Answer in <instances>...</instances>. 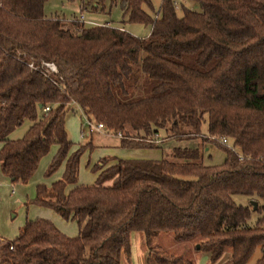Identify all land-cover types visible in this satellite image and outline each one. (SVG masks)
<instances>
[{
  "label": "trees",
  "instance_id": "16d2710c",
  "mask_svg": "<svg viewBox=\"0 0 264 264\" xmlns=\"http://www.w3.org/2000/svg\"><path fill=\"white\" fill-rule=\"evenodd\" d=\"M46 1L0 0V170L24 183L55 144L45 175L64 162L62 175L37 184L33 201L78 231L26 220L0 241V264H121L132 231L143 234L146 264L186 261L154 243L160 232L199 236L211 262L229 247L224 264H245L259 247L254 264H264V0H191L199 10L182 4L180 15L174 0L156 11L151 0H109L122 23L149 25L145 37L109 22L86 26L80 16L48 17ZM106 1L81 0L79 9L105 11ZM141 75L148 94L120 101ZM75 106L120 132L121 147L161 149L149 140L159 130L185 144L159 159L100 158L94 183L78 184L85 146L70 152L65 128ZM24 120L22 136L7 138ZM218 136L230 146L217 143L222 163L205 165L201 144ZM252 211L259 215L248 226Z\"/></svg>",
  "mask_w": 264,
  "mask_h": 264
},
{
  "label": "rangeland",
  "instance_id": "374dc122",
  "mask_svg": "<svg viewBox=\"0 0 264 264\" xmlns=\"http://www.w3.org/2000/svg\"><path fill=\"white\" fill-rule=\"evenodd\" d=\"M80 1L81 0H47L43 6V12L48 17L60 16L65 20L80 16L79 18L85 20L83 22L86 26L109 22L114 26H123L125 30L138 37H145L149 33V25L141 23H122V15L118 2L110 4L109 0H107L105 11H92L89 8L81 11L79 9ZM151 1L154 11H156L161 0ZM175 1H181L184 6L189 7L192 10H199L198 4L194 1ZM176 9L180 15L181 8L177 7ZM147 94L148 89L144 81V75H141L135 85L129 88L128 93L125 96L118 95V99L120 101H130ZM92 117L94 116L92 115ZM85 118V115H83V113L76 106L74 107L73 111L69 110L65 116V128L67 131V136L72 143L70 152L75 150L80 145L85 146L79 158L80 160L77 174V183L79 184L90 185L94 183L96 178L95 175H97L98 171L93 170V166L100 158H132L140 157L139 155L146 157H161L165 156V154L170 151L172 146L177 144H185L184 142L172 141L170 137L166 138V133L163 130H159L156 136L149 138L155 139L156 142H159V144L162 143L161 149L144 147H139L137 149L121 147L119 145L120 136H117L118 132L116 133L110 127H107L106 131L95 130L92 128V130L89 132L88 126H86L85 123ZM91 122L93 125L97 123V121L94 119H91ZM28 125L29 121L24 120L19 126L13 129L7 135V138L15 139L22 136ZM106 125L109 126L108 124ZM81 129L84 130L83 136L80 134ZM219 137L220 136L216 138L208 137V141L201 144V146L203 145V148L201 150L200 161L203 164L219 165L222 163L225 153L222 149L216 146L217 143L223 145V143L220 142ZM192 142L199 143V139L197 138V140H192ZM55 146V144L51 145L49 151L39 159L35 171L24 183L19 181L12 182L0 170V235L6 240H11L16 237L21 226L26 220H32L34 218L41 217V215H45L46 213L51 214L50 217L55 219V222H53L54 225L58 226L62 232L64 229V231L71 229V233H77L78 228L74 220H65L51 208L38 205L33 201L37 184L43 183L45 185H50V183L59 179L62 175L59 168L55 169L51 174L45 175L48 163L52 158L51 156H53L52 154L54 152ZM184 178H190V176H184ZM12 189L13 192H11ZM232 197L237 204L245 205L248 203V199L244 195H233ZM258 215L259 214L257 212L252 211L249 219L246 221V224L248 226H253ZM137 237L139 244L136 242ZM142 239V232L132 231L130 233V256L129 258L121 260V264H146L148 250ZM200 241L201 238L199 236L179 241L174 238V235L171 232H160L154 239V243L167 250V252L175 255H182V257L186 260L185 263L182 264L225 263L230 255L229 247L225 248L222 255L216 261L211 262L209 261L207 251L199 247ZM260 255L261 250L259 247H256L245 264H254Z\"/></svg>",
  "mask_w": 264,
  "mask_h": 264
},
{
  "label": "built area",
  "instance_id": "2783aa9c",
  "mask_svg": "<svg viewBox=\"0 0 264 264\" xmlns=\"http://www.w3.org/2000/svg\"><path fill=\"white\" fill-rule=\"evenodd\" d=\"M80 20H83L82 18H80ZM85 21V20H83ZM87 22V21H86ZM30 66H32V63L29 64ZM43 65L49 70V71H56V67L55 65L52 63V62H43ZM49 110V106L46 105L44 108H43V111H47ZM84 115V114H83ZM86 117V116H85ZM85 123H86V126H88V130L89 132L92 130V128H94L95 130H105L106 131V127L103 123L101 122H97L95 125L92 124L91 120L89 118H85ZM88 133V132H87ZM80 134L83 136L84 135V130L81 129V132ZM117 136H120V133L118 132V135ZM150 141H154L156 142L155 139H152L150 138L149 139ZM219 140L221 143L223 144H226L228 146H230L229 142H228V139L225 137V136H220L219 137ZM2 240V238L0 237V241Z\"/></svg>",
  "mask_w": 264,
  "mask_h": 264
},
{
  "label": "crops",
  "instance_id": "0c3cea01",
  "mask_svg": "<svg viewBox=\"0 0 264 264\" xmlns=\"http://www.w3.org/2000/svg\"><path fill=\"white\" fill-rule=\"evenodd\" d=\"M174 2H175V4H176V8L177 7H179V8H181L180 6L182 5V2L180 1V2H176L175 0H174ZM178 13V12H177ZM179 15V14H178ZM76 107H78V106H76ZM78 109H79V107H78ZM80 110V109H79ZM81 111V110H80ZM82 112V111H81ZM119 137V136H118ZM0 146H1V143H0ZM56 148H57V146H55V149H54V152H53V154L55 153V151H56ZM138 149V148H137ZM52 154V155H53ZM136 156V155H135ZM140 157H132V158H144V159H159L160 157L159 156H154V157H146V156H142V155H139ZM52 157V156H51ZM118 158V157H117ZM80 160V159H79ZM108 163H110V162H108ZM59 170H60V173L62 174V172H63V169H64V162H62L60 165H59ZM96 176V175H95ZM79 184V183H78ZM69 188H71V186L69 185V186H67V189H69ZM11 192H13V189L11 190ZM51 214H45V215H41V217H43V218H46V219H49L50 221H52V222H55L54 220L55 219H52L51 217ZM57 222V221H56ZM60 223V222H59ZM59 223H57L58 225H60ZM54 224V223H53ZM56 226V225H55ZM57 228H58V226H56ZM59 229V228H58ZM60 230V229H59ZM62 230H63V228H62ZM65 230V229H64ZM63 230V233L64 234H68V236H74V235H76L75 233H71L72 231H70L71 229H69L68 231L66 230V231H64ZM61 231V230H60ZM62 232V231H61ZM0 237L2 238V239H5L3 236H1L0 235ZM15 238V237H14ZM136 242H137V244H139L138 243V237L136 238Z\"/></svg>",
  "mask_w": 264,
  "mask_h": 264
},
{
  "label": "water",
  "instance_id": "95a60500",
  "mask_svg": "<svg viewBox=\"0 0 264 264\" xmlns=\"http://www.w3.org/2000/svg\"><path fill=\"white\" fill-rule=\"evenodd\" d=\"M251 203H252V208L255 209V207H256V202H255V201H252Z\"/></svg>",
  "mask_w": 264,
  "mask_h": 264
}]
</instances>
